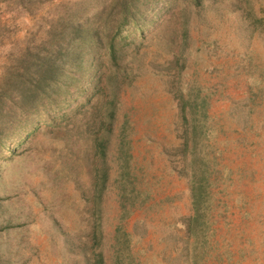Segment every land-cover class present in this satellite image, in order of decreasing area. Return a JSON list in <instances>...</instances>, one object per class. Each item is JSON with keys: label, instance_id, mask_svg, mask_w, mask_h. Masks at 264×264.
<instances>
[{"label": "rangeland", "instance_id": "rangeland-1", "mask_svg": "<svg viewBox=\"0 0 264 264\" xmlns=\"http://www.w3.org/2000/svg\"><path fill=\"white\" fill-rule=\"evenodd\" d=\"M25 1L0 0V101L116 0ZM164 16L109 70L112 124L76 116L0 169V264H264V0Z\"/></svg>", "mask_w": 264, "mask_h": 264}, {"label": "trees", "instance_id": "trees-1", "mask_svg": "<svg viewBox=\"0 0 264 264\" xmlns=\"http://www.w3.org/2000/svg\"><path fill=\"white\" fill-rule=\"evenodd\" d=\"M179 1L116 0L105 11L78 14L63 22L60 44L48 35L49 45L44 52L29 49L27 56H32L34 71L27 73L17 63L20 76L14 78V91L0 101V169L23 154L40 133L62 128L76 116L104 107L98 116L107 115L112 124L117 90L109 70L128 49L139 48L146 35L164 20L165 13L173 12ZM200 1L182 0L194 4ZM100 147L105 154L106 147ZM194 205L198 214L191 228L196 231L200 228L201 203L196 200Z\"/></svg>", "mask_w": 264, "mask_h": 264}]
</instances>
